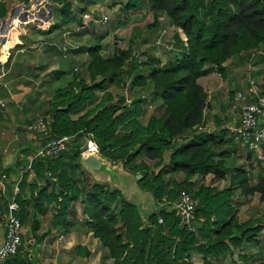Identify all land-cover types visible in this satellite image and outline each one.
Listing matches in <instances>:
<instances>
[{
	"label": "trees",
	"instance_id": "obj_1",
	"mask_svg": "<svg viewBox=\"0 0 264 264\" xmlns=\"http://www.w3.org/2000/svg\"><path fill=\"white\" fill-rule=\"evenodd\" d=\"M16 1L2 0L0 16L5 17L9 4ZM18 1L31 6L34 0ZM48 1L50 5L53 2L60 4L58 10L61 9L62 21L72 18L71 0ZM139 1L129 3L126 8H136ZM149 3L154 15L149 29L156 31L165 15L173 27L182 30L186 43L177 30L173 39L179 50L163 65L158 58L139 59L132 48L125 49L117 43L110 54L104 55L101 36L95 44L77 45L78 48L69 51L70 54L89 55L85 71L91 83L87 82L86 75L76 71L81 61L79 57L73 59L76 65L71 64V68L52 73L56 81L66 74L72 75V79L66 86L59 83L54 90L46 112L52 114V120H46L51 135L42 138L37 149L51 138L71 136L70 151H74L73 157L77 161L68 160L66 151L59 157H37L32 163V175L26 170L21 176L17 194L21 209L16 215L24 225L31 208H40L41 212L52 210L53 222H64L70 230L74 225L73 215L76 217L78 212L76 204L80 201L87 232L93 233L107 250L101 264H195L192 252L201 254L204 264H264V240L258 239L264 234V220L240 222L238 214L256 194L264 201V175L253 183L251 170L231 164L232 154L224 147L227 129L214 133L197 132L209 106V93L200 80L213 72L225 76V63L233 57L241 60L247 57L244 63L248 67L254 56H258L255 60L264 63V0H149ZM51 10L55 13L56 6L51 7L49 17ZM51 19L54 23L48 29H34L35 36L57 29V21L52 16ZM77 21L79 26L83 25L82 19ZM74 30L79 37L87 32L83 27ZM22 46L17 44L16 47ZM11 59L12 54L8 63ZM114 85L130 90L136 86L150 87L149 102H159L157 108L161 112L152 114L144 123L143 116L149 104L142 96L128 104L126 95H119L114 100V93L109 90L99 99L98 91ZM240 99L242 114V107L253 103L256 96L253 95L250 101L247 97ZM87 108L84 114L73 117ZM26 132L20 127L18 137ZM190 132L192 138L181 142ZM234 137L245 141L238 132ZM89 138L97 142L104 159L122 162L135 177L142 175L137 180L139 185L152 192L158 204V211L146 222L136 203L125 198L119 189L112 190L92 179L88 181V187L83 184L87 171L80 161L81 147ZM22 150L24 155H20L13 166H0L8 175L5 187L10 183L11 190L8 197L0 193V220L4 224L17 176L27 167L32 155L29 149ZM166 152H170V159L162 165ZM253 152L247 155L249 159ZM145 159L159 169L155 170ZM180 174L184 175L183 180H179ZM29 176L33 177L29 179ZM208 176H212V184L200 182ZM227 176L229 185L219 188L217 184ZM182 189L188 190L196 201L195 231L180 223L173 206ZM162 200L168 201L162 204ZM34 224L38 226L39 223L35 221ZM237 250L238 259L225 262L227 254L234 257ZM75 251L78 256L91 254L80 245Z\"/></svg>",
	"mask_w": 264,
	"mask_h": 264
},
{
	"label": "rangeland",
	"instance_id": "obj_2",
	"mask_svg": "<svg viewBox=\"0 0 264 264\" xmlns=\"http://www.w3.org/2000/svg\"><path fill=\"white\" fill-rule=\"evenodd\" d=\"M1 1L2 0H0V4ZM71 1L73 3L72 8L74 14L72 18L67 22L62 21L61 19V9L58 10L60 4H58L57 2H53V4L51 3L50 6V1H48L47 3L49 4H45V6H42V0H34L33 2H31V6H27L25 3H20L17 0L13 3V6L11 8H7L8 10H10V13L7 15L8 17H1L2 20L0 19V27H4L5 29L8 28V31H14V41L17 44L26 37L25 35H31L30 32L32 29H47L48 26H50L49 19L51 16L55 21H57L58 25L57 29L55 28L52 32L36 36L38 42L32 43L33 47H31V50H37V52L34 56L35 58H32L33 64H31V66H28V63H25V60L21 63L24 64V66H19L16 64L14 65V71L27 72L25 77H22V79H26V81H21L20 86L21 89H23L22 91L26 90V94L28 95L22 96V94L17 98L11 99V101L8 100L7 106L4 108L7 109L6 111H9L10 115H7L5 112H3V114H5V117L3 119V122H5V124L3 125H6L7 123L8 125H12L8 128V131H4L2 133L3 135L0 136V152L2 151L3 156H7L9 153L18 151L19 149L21 150L20 155H24L22 152L23 148H20L21 146H24L25 143L30 139H42V136H40L39 133L31 132L27 126L24 127L27 132L23 135H20L19 137L17 135V130L27 124L29 125L30 121L34 119L35 122L38 119H45V121L52 120V114H48L46 112L48 111L50 101L54 95V90L58 87L59 83L61 86H66L72 79V75L66 74L65 77L62 78V80L59 79L60 81H56V77L52 74L53 72L61 71L62 69H69V67L71 68V64L76 65V63L72 62L73 59L79 57L81 61L76 71L86 75L85 78L87 79V82L91 83V78L86 74L85 71V63H87L89 55L85 53L75 54L74 52H71L73 54L72 55L69 53L71 49L78 48L77 45H80L81 47H87L89 45L95 44L97 37L101 36L104 41V55L110 54L116 46L115 43H117V45L122 48H132L134 50V54L139 59L143 60L150 57H153L154 59L158 58L163 65L166 64L171 59V57H174L176 50H179L177 45L174 44L173 39L177 30L178 32L180 31V38L185 43L187 41V38L182 30L173 27L171 22L165 15L162 17L161 25L156 31L149 29L148 25L153 23L154 20V15L151 11L149 0H140L139 6L134 9H127L126 7L127 5H129V3H133L136 0ZM33 4L34 8H31ZM35 5L37 7H35ZM54 6H56L57 11L53 13L51 10V16L49 17L48 14H50V7L53 8ZM23 13H27L28 16H23ZM77 19H82V26H79ZM77 27H83V29H85L87 32L85 33V35H81L80 37L75 34L74 41L76 42L70 41L67 37L70 34H66V31L64 30L67 29V32L73 31L74 29H77ZM145 29H147L148 32H145ZM48 37H51L50 39H53L52 42L54 43L51 44V46L47 43ZM45 45H47L46 48ZM53 47H55V49L53 51L50 50V48L53 49ZM47 48H49L48 51H46ZM28 50L30 51V48ZM246 58L247 57H244L245 60ZM256 58H258V56H254V58L249 60L248 64H251V66L253 67V69L248 70L250 72L249 75H247V70L244 67L245 65H243L245 64V60H241L237 67V62L234 63L236 57L229 59L228 65L226 66V76L224 77L226 79V83L228 84L226 90H228L227 92L229 95L231 94V92H233V94H236L238 90L246 89L244 86H242L244 84V80H246V78L248 77L250 79L252 78L251 76L258 74V70H255L256 65H258L259 67V75L264 74V63L263 61L255 60ZM27 67H30V71L32 73H38L39 69H45L46 71H49L50 74L44 76L45 72L40 71V75L37 80L35 79L29 81L28 78L34 79V77L28 76L29 72L27 69L29 68ZM235 71H237L240 75L246 73V78H235L237 81L236 82L233 77L235 75ZM231 77L233 78L230 79ZM262 80H264V77H262ZM262 80L254 83L256 85V90L259 93H261L262 85H264V81ZM52 83H54L53 87ZM50 84L51 87H49ZM109 90L113 91L115 96L114 100H117L119 95H126L128 104H131V100L136 97L139 98L142 96L144 99H146L148 101L147 105H149L145 117L143 116L144 123L148 121L149 117L152 114H158L161 112L158 111L157 108L159 102H157L156 104H151V102H149V99L151 97L150 87L136 86L132 90H130V88H123L121 86L114 85L108 87L107 89L98 91L99 99H101L103 95L106 94V91ZM143 94H145V96H143ZM237 103H240V101H238ZM242 104L243 102L241 101V105ZM86 110H88V108L84 109L81 113L78 112L76 114H73V117L77 118L81 114H84ZM14 114L15 118L17 117L18 120L22 119L21 123L15 120ZM232 114L234 115V109L232 111ZM6 116L8 117L7 120ZM1 117L2 116L0 115V118ZM232 124H234L232 125L233 131L238 132L237 127H235V123ZM228 133L230 132L228 131ZM229 137L233 139V142L232 140H229ZM226 139L227 144L225 145L229 149V154H232L233 157V163L231 164L237 167L245 166V168L252 171L254 177L252 182L256 183L257 181H259L260 177L264 175V148L260 146L259 150L253 152L252 157L249 159L247 155L252 150L247 147V143L245 141L242 142L238 137L236 138L232 134H228V137ZM37 140L34 141L38 142ZM6 141L13 142L11 143V145L7 146L9 143H6ZM85 141L86 142L81 147L82 150L89 142L88 139H86ZM70 149L71 148L69 145L68 149L66 150V156L68 157V160L74 159L73 162H76L77 160L73 157L74 151L71 152ZM93 153H97L101 156L99 149L96 152L93 151ZM169 159L170 152H166L162 165L168 163ZM104 160L108 163V167L110 168V170L103 169V171H95L90 168L88 169L83 165L81 156L80 161L84 166V169L88 172H86L85 174L87 180L85 179L86 177H84V181L86 183L83 184L88 187V181L92 179L97 183L108 185V187L112 190L119 189L125 198L136 203L139 208L140 216L143 218L144 222H146L153 213L158 211L157 200L154 197L153 193L143 190L137 181L138 179L135 177V173L127 170L122 162L112 163L107 159ZM145 161L148 162L151 167L153 166L155 170L159 169L158 167H155L153 165V162H150L147 159H145ZM80 177L82 178L81 173ZM178 178L179 180H183L184 175L180 174ZM194 179L196 180L197 177H195ZM200 182H204L209 185L213 183V178L212 176H208L206 180H201ZM217 185L219 188L227 187L229 185V176H227L226 180L219 182ZM1 194L4 195L5 193ZM167 201L168 200H162V204L167 203ZM76 206H80V246H84L87 250H90L91 254L78 256L73 253L71 257H67L65 256V254H61V252L59 255V259L56 263L54 262V264H101L102 257L105 255V252H107V250H105L101 246L99 240L94 237L93 233L87 232L88 229L83 224L86 223V218L82 212V205L81 203H78L76 204ZM238 214L240 222H245L249 219L255 220L258 218L264 220V201H262L260 199V196L256 194L255 196L251 197V199L247 201L243 207L240 208ZM258 239L264 240V234L262 233L260 236H258ZM75 247L77 246H74L73 248L75 249ZM192 253L193 261L195 264H204L201 254L197 252ZM238 254V250L234 257L227 254V256L225 257V262L229 263L232 261V259H238ZM39 257L40 252L37 254V259ZM45 258V254H43L39 260L45 261ZM32 263L34 264V261H32Z\"/></svg>",
	"mask_w": 264,
	"mask_h": 264
},
{
	"label": "crops",
	"instance_id": "obj_3",
	"mask_svg": "<svg viewBox=\"0 0 264 264\" xmlns=\"http://www.w3.org/2000/svg\"><path fill=\"white\" fill-rule=\"evenodd\" d=\"M12 6L13 4H9V8H11ZM9 13H10V10H8L7 15ZM7 15L5 16L6 18L8 17ZM23 16L27 17L28 15L27 13H25ZM2 18L0 16L1 20ZM49 23L52 24L54 22L51 19L49 20ZM160 25H161V22H160ZM35 31L36 30L32 29L30 32L31 35H28V34L25 35L26 37L22 41H20V43H18L19 45L23 44V46L21 48H18L16 47L17 43L14 41V38H15V36H13L14 31L13 30L8 31V28L5 29L4 27H0V98L7 99V101L8 100L11 101V99L17 98L19 95H22V94H23L22 96L28 95L26 94V90L22 91L23 89H21V86H20L21 81H26V79L24 80L22 79V77H25L27 72L26 71L25 72L14 71V65L16 64L19 66H24V64H21L22 62H24V60H25V63H28V66H31V64H33L32 58L35 56L37 50H31V47H33V44H32L33 42H38L35 36ZM64 31H66V34L68 33L70 34L67 36L70 41L75 40L74 39L75 33L73 32L75 30L67 32V29H66ZM42 34L40 33V35ZM47 40H48L47 43L50 46L51 44L54 43L49 38ZM46 47L47 45H45V48ZM29 48H30V51L28 50ZM48 49L49 48H47L46 51H48ZM54 49L55 47H53V49L50 48V50L52 51ZM11 54H12V59H11V62H10L11 64H10L8 63V60ZM58 54H59V51H58ZM228 61L225 63V66L228 65ZM240 61H241L240 58L235 59L234 63L237 62L236 64L237 67ZM243 65H245L244 67L247 70V75H249L250 72L248 70L253 69V67L252 66L248 67L246 63ZM255 67H256L255 70H258V74L251 76L252 78L250 79L249 77L246 78L245 76L246 73L240 75L238 74L237 71H235V75L233 76L235 81L236 79H239L240 77L246 78V80H244V84L242 85L246 89L238 90L236 94H232V92L230 95L228 94L227 92L228 90H226L228 84L226 83L225 81L226 79L224 78L226 75L222 76L218 72H213L212 74L205 76L204 78L200 80V83L207 89L209 93V106L205 110V114H204L205 116H204L203 123L197 129L198 133L205 132V131L209 133H214V132H219L220 129H227L230 132L228 133L229 135L231 134L234 135L235 131H233L232 129V125L234 124L232 123H235V127H238L239 121L241 119L240 107H241L242 100L239 97V93H242L243 95H245L247 97L246 99L247 101L252 100L254 91L256 90V85L254 83L259 82V80H262V77H264V74L259 75L258 65H256ZM27 68H29L27 69L29 72L28 76L34 77V79L28 78L29 81H32L35 79L37 80L40 75L39 73L40 71L45 72L44 76L50 74L49 71H46L45 69H39L38 73H32L30 71V67H27ZM233 77H231L230 79H232ZM261 93H264L263 88L261 90ZM238 101H240V103H237ZM230 109L232 111L234 109V115L232 114V111ZM6 110L7 109H3V110L0 109V112L2 115V117L0 118V136L3 135L2 133L4 131H8L9 130L8 128L12 125V124L8 125V123L6 125H3L5 124V122H3V119L5 117V114H3V112H5L7 115H10L9 111H6ZM226 110H227V113H226ZM14 118H15V114H14ZM7 119L8 117L6 116V120ZM15 120L20 123L22 122V119L18 120L17 117L15 118ZM191 138H192V133L191 132L186 133L183 136V139L180 141L186 142L190 140ZM231 139L232 138L229 137V140ZM30 140L27 141L25 145L21 146L20 148L29 149V152L32 153L33 155L35 153L34 151L37 149V147H39V145H41L43 140L34 139V140H37L38 142L30 141ZM12 142L13 141L11 142L6 141V143H9L7 146L11 145ZM261 147L264 148V143ZM20 151L21 150L19 149L18 151L11 152L7 156H3L2 151H1L0 158L2 159V162L4 164L11 167L14 165L15 160L20 156ZM31 177H29V179H31ZM15 178L16 176L13 179ZM9 186H10V183L7 184L8 192L6 193L5 191L6 196L9 195V192H11ZM78 203L80 202H77V204ZM76 208L78 212H77L76 217L75 215H73L74 225L72 228L70 226L71 228L70 230L67 229L68 227L64 222H59V221L57 223L53 222L54 212L52 210L41 212L40 208L39 210H36L35 208H31L30 215L24 222V237H23L24 246L21 249L19 255H17V259L10 260L11 264H33L32 261H34V264H39V263L54 264V262L56 263L57 260L59 259V255L61 252H62L61 254H65V256L67 257H71L73 253L77 255L73 247L80 245V206H76ZM70 218H72V216ZM35 221L39 223L38 226L34 224ZM5 232H6L5 224L3 223L2 220H0V246L2 245L4 241ZM39 252H40V257L37 259V254ZM43 254H45V257H46L45 261L39 260ZM6 263L4 262V264Z\"/></svg>",
	"mask_w": 264,
	"mask_h": 264
},
{
	"label": "built area",
	"instance_id": "obj_4",
	"mask_svg": "<svg viewBox=\"0 0 264 264\" xmlns=\"http://www.w3.org/2000/svg\"><path fill=\"white\" fill-rule=\"evenodd\" d=\"M48 0H42L41 5L45 6ZM35 7H37L35 5ZM31 8H34V4ZM31 10V9H29ZM39 10V9H38ZM30 12V11H29ZM34 13V12H33ZM50 26H48L49 28ZM47 28V29H48ZM46 29V28H45ZM256 101L250 104H245L242 107V116L238 124V133L245 139L248 148L253 151L259 150L260 146L264 143V93L254 91ZM239 93V97L245 99L246 96ZM7 106V99L0 98V107L5 108ZM28 127L31 132L39 133L42 138L49 137L51 135V129L48 123L44 119H38L36 122L30 123L23 127ZM251 129V131H250ZM19 133V129L17 130ZM18 135V134H17ZM89 142L82 151L81 156L88 153L98 151V144L95 140L89 138ZM72 143L71 136H63L60 138H51L40 148H38L33 155L29 158L27 167L20 171L17 176V181L14 185L13 193L11 194V201L9 203L8 214L4 215V222L6 227L5 238L0 246V264L11 259L13 256H17L24 246L23 241V223L16 215V212L21 209L20 204L17 201V194L19 193V185L21 182V176L26 170H29L30 174L33 173L32 163L37 157H59L63 152L68 149V146ZM0 162V166L6 168L7 165H3ZM7 173H3L0 169V191L2 193L7 192L5 187V180L7 179ZM177 215L180 218V223L187 227L191 231H195L194 222L196 219V201L192 194L182 189L178 194V199L173 203ZM163 221L162 219H160ZM160 221V222H161ZM41 264V263H39Z\"/></svg>",
	"mask_w": 264,
	"mask_h": 264
},
{
	"label": "water",
	"instance_id": "obj_5",
	"mask_svg": "<svg viewBox=\"0 0 264 264\" xmlns=\"http://www.w3.org/2000/svg\"><path fill=\"white\" fill-rule=\"evenodd\" d=\"M251 131V129H250ZM82 163L85 167H87L88 169H92L95 171H103V169L105 170H110V168L108 167V163L104 160L103 157H101L100 155H98L97 153H88L84 156H82ZM137 179H140L142 177L141 174L136 175ZM17 256H13L10 260H16Z\"/></svg>",
	"mask_w": 264,
	"mask_h": 264
}]
</instances>
